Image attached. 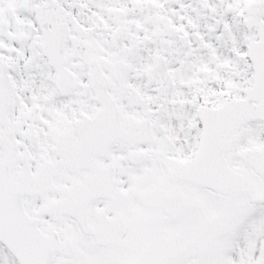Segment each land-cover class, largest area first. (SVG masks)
Segmentation results:
<instances>
[{
  "label": "snow or ice",
  "instance_id": "obj_1",
  "mask_svg": "<svg viewBox=\"0 0 264 264\" xmlns=\"http://www.w3.org/2000/svg\"><path fill=\"white\" fill-rule=\"evenodd\" d=\"M0 264H264V0H0Z\"/></svg>",
  "mask_w": 264,
  "mask_h": 264
}]
</instances>
